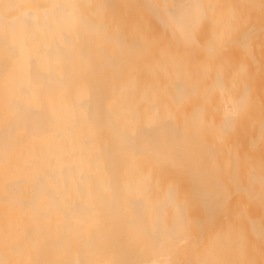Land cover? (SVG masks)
I'll list each match as a JSON object with an SVG mask.
<instances>
[{
	"label": "bare ground",
	"instance_id": "bare-ground-1",
	"mask_svg": "<svg viewBox=\"0 0 264 264\" xmlns=\"http://www.w3.org/2000/svg\"><path fill=\"white\" fill-rule=\"evenodd\" d=\"M0 264H264V0H0Z\"/></svg>",
	"mask_w": 264,
	"mask_h": 264
}]
</instances>
